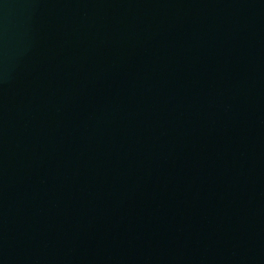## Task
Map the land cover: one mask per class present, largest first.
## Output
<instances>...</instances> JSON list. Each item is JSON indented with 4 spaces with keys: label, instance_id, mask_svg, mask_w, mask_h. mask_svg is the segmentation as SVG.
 <instances>
[{
    "label": "water",
    "instance_id": "95a60500",
    "mask_svg": "<svg viewBox=\"0 0 264 264\" xmlns=\"http://www.w3.org/2000/svg\"><path fill=\"white\" fill-rule=\"evenodd\" d=\"M0 264H264V0H0Z\"/></svg>",
    "mask_w": 264,
    "mask_h": 264
}]
</instances>
